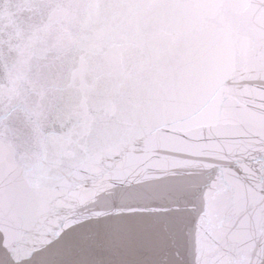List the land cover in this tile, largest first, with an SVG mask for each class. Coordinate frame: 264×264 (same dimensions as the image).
<instances>
[{
    "label": "snow or ice",
    "instance_id": "snow-or-ice-1",
    "mask_svg": "<svg viewBox=\"0 0 264 264\" xmlns=\"http://www.w3.org/2000/svg\"><path fill=\"white\" fill-rule=\"evenodd\" d=\"M0 264H264V0H0Z\"/></svg>",
    "mask_w": 264,
    "mask_h": 264
}]
</instances>
